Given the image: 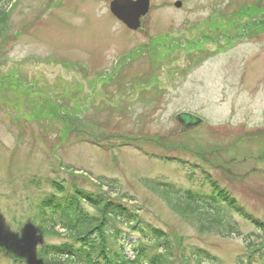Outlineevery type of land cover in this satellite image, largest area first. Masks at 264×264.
<instances>
[{"label":"rangeland","instance_id":"374dc122","mask_svg":"<svg viewBox=\"0 0 264 264\" xmlns=\"http://www.w3.org/2000/svg\"><path fill=\"white\" fill-rule=\"evenodd\" d=\"M14 1L0 0L9 11L0 35V231L12 215L31 213L39 193L27 178L102 192L106 178L119 185L111 198L166 232L173 264H198L191 245L227 264L249 253L264 264L254 223L236 216L249 249L241 237L199 233L143 185L187 188L194 178L199 190L205 171L264 225V0H151L135 33L108 14L111 0ZM22 82L45 94L28 99ZM61 96L65 121L43 115ZM186 111L201 123L183 129L177 114Z\"/></svg>","mask_w":264,"mask_h":264},{"label":"trees","instance_id":"16d2710c","mask_svg":"<svg viewBox=\"0 0 264 264\" xmlns=\"http://www.w3.org/2000/svg\"><path fill=\"white\" fill-rule=\"evenodd\" d=\"M7 16V13L0 11V35L4 32ZM55 115L58 113L55 112ZM205 180L213 190L207 196L190 190L182 191L166 182H147L146 187L160 196L172 211L193 225L199 233L209 232L220 237L241 236L234 215L250 219L247 213L229 193L220 191L208 177ZM114 184V180H103L101 183L110 192H116ZM31 185L37 190L42 187L41 182H31ZM48 189L49 193L38 199L36 214L27 225L20 224L12 231L0 233V251L10 259L21 264H92L91 260L95 258L104 260L105 264H119V258L123 257L119 243L123 240L118 236L120 232L115 229V224H126L149 242L145 249L139 251L138 258L147 264H173L170 240L166 239L161 244V240L166 238L165 234L153 227H142L136 213L115 204L106 194H88L74 183L68 187L63 180L61 183L51 181ZM85 205L93 212L87 210ZM250 220L264 232V225L258 220ZM57 227L64 230L65 237L70 239L69 243L35 247L43 236L59 237ZM249 239H245L248 249L252 247ZM155 243L161 245L164 254L156 255L149 251L153 247L150 244ZM202 252L191 248L190 254L198 264H223L217 258L206 260L201 256ZM239 264H244V261L240 260Z\"/></svg>","mask_w":264,"mask_h":264},{"label":"water","instance_id":"95a60500","mask_svg":"<svg viewBox=\"0 0 264 264\" xmlns=\"http://www.w3.org/2000/svg\"><path fill=\"white\" fill-rule=\"evenodd\" d=\"M148 2L149 0H137L135 2L130 0H115L111 3V11L128 28L137 29L139 25L138 19L147 12ZM176 6H179V4H176Z\"/></svg>","mask_w":264,"mask_h":264}]
</instances>
